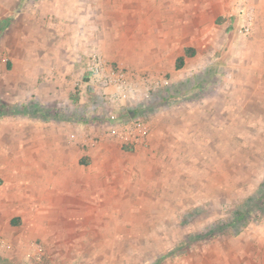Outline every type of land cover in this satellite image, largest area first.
<instances>
[{
	"label": "rangeland",
	"instance_id": "obj_1",
	"mask_svg": "<svg viewBox=\"0 0 264 264\" xmlns=\"http://www.w3.org/2000/svg\"><path fill=\"white\" fill-rule=\"evenodd\" d=\"M30 1L24 10L41 0ZM13 2L0 0V18L12 15ZM92 2L86 7L93 12L80 16L82 28L90 30L89 37L80 38V56L87 61V54L89 59L98 51L113 68L122 65L134 76L136 92L122 99L115 89L96 85L82 60L46 107L54 114L83 109L84 124L95 131V139L122 121L121 114L125 120L149 122L154 131L150 150L136 156L134 148L118 143L108 157L117 166L119 188L130 182L141 193L132 196L128 211L116 212L71 211L62 205L65 199L52 196L56 193L44 194L33 209L29 205L21 227L7 231L14 206L31 192L21 187L29 182L16 177L28 165L0 172V225L9 235L0 239L15 242L11 250L0 248V258L14 264H252L256 253L245 252L242 240L249 232H264V216L235 237L228 232L191 237L228 218L264 181L262 32L260 38L259 30L256 36L241 34L234 0ZM6 35L9 42L5 36L0 45V106L8 111L19 102H44L41 89L51 87L47 78L56 71L24 67L36 48L14 51L12 27ZM186 48L197 49V55L179 70ZM207 65L211 79L200 81ZM183 80H191L189 92L155 104L159 92ZM131 112L138 114L131 117ZM49 125L23 113L0 116V160L28 162L32 132L43 154Z\"/></svg>",
	"mask_w": 264,
	"mask_h": 264
},
{
	"label": "crops",
	"instance_id": "obj_2",
	"mask_svg": "<svg viewBox=\"0 0 264 264\" xmlns=\"http://www.w3.org/2000/svg\"><path fill=\"white\" fill-rule=\"evenodd\" d=\"M91 1H94L93 4L100 3L101 0H41L31 10H24V6L28 5L30 0H16L12 3V15L7 18H0V45H4L5 36L6 43L9 42L6 32L12 27L14 51L17 49L24 50L29 46L30 51L33 50V46L37 50L34 52V56L30 55L27 61H24V67L56 71H51L47 78L52 83L51 87L46 86L41 89V91H45L47 96L44 102H37L38 94H36L35 101L31 99L29 101L32 102H28L25 106H21L19 102L18 105H14L12 110H8L11 112L8 115L23 113L40 120L42 123H49L47 129H51V132L43 141V144L47 147L43 154L40 155V152L36 149L42 142L37 137V132H32V140L29 142V147L32 150L29 152L28 162L26 160L14 162L13 159L10 160L6 156L5 159L0 160L2 175L5 172V175H7L9 172L18 170L20 166L25 168L28 165V171L26 173L21 171L16 174V177L21 181H28V185H21V187H27L31 191L27 194L28 198L25 201L14 206L15 209L12 210L14 215L5 226L7 231L21 227L24 214L30 209L29 205L33 209L34 205L38 203V199L42 198L44 194L50 196L52 192L56 193L52 196L65 199L62 205L70 207L71 211H78L76 207L83 211L95 210L96 207L97 211L116 212L128 211L127 206L132 205V196L141 193L138 192L140 190H134L132 188L133 184H130V182L125 184L122 189L119 188L121 186H118L120 184L117 183L119 180L117 166L114 162L108 160L113 151V145H118L119 142L111 139L106 133L99 137L97 135V139H95V135L91 133H95V131L93 129V131L88 130V127L84 124L85 111L83 109L65 110L64 113L54 114L46 107L49 102L58 98L59 93H61L58 90L66 85L69 71L80 68L81 63L85 61L80 56L81 49L78 48V44L81 37L90 36V30L88 27L82 28L83 24L80 16L85 15L89 10L93 12V8L87 9L88 7H86L91 4ZM251 5L255 15V26L251 35H258L257 30H259L260 38L261 32L264 36V0H251ZM193 49L195 54L192 57L186 56L185 50L183 55L179 57H184V64L187 60L196 57L197 49ZM86 60V65H88V54ZM209 66L203 68V76L199 77L200 81L203 79L207 82V79H211L212 67L209 68ZM184 81L190 80H183L182 82ZM33 106L40 108L35 111L31 110V113L35 112V116L28 113V108ZM47 115H50V117H47ZM67 116H71L73 119H63ZM56 117L61 119L57 120ZM80 118H83V121H80ZM56 123H62L63 125L58 127L55 126ZM166 127L168 125L162 126L160 130L163 132ZM153 132L150 135L147 147L135 149L136 156L141 154L140 152L150 150L148 148L152 144ZM59 133L63 134L59 136ZM72 136H74V139ZM123 150L126 151L124 148ZM18 153H20V150ZM72 155H76L74 160L70 159ZM137 177H139V174ZM43 189H45L44 193H41L39 190L43 191ZM15 201L18 200H12L10 205L14 204ZM1 227L0 225V235L4 233V235L9 236L7 231H2L3 228L1 229ZM242 241L248 246V248H245V252L252 250L256 253L258 260H254L252 264H264V232L258 230L253 231V233L249 232ZM14 244V240L10 237L0 239V248L8 250L7 247H10L9 250H11ZM245 261L247 262V260ZM237 264H242L241 260H238Z\"/></svg>",
	"mask_w": 264,
	"mask_h": 264
},
{
	"label": "built area",
	"instance_id": "obj_3",
	"mask_svg": "<svg viewBox=\"0 0 264 264\" xmlns=\"http://www.w3.org/2000/svg\"><path fill=\"white\" fill-rule=\"evenodd\" d=\"M235 9L241 18V31L244 37L253 33L255 26L254 9L251 0H235ZM122 65L115 69L109 65L98 51L91 53L88 63V73L91 81L96 85L108 89H115V93L122 99H128L136 92L134 76L124 72ZM151 126L142 119H127L111 124L106 134L124 146L134 149L148 146ZM74 139V136H72ZM10 248V247H8Z\"/></svg>",
	"mask_w": 264,
	"mask_h": 264
},
{
	"label": "trees",
	"instance_id": "obj_4",
	"mask_svg": "<svg viewBox=\"0 0 264 264\" xmlns=\"http://www.w3.org/2000/svg\"><path fill=\"white\" fill-rule=\"evenodd\" d=\"M185 53L186 56L192 57L195 54V50L193 48H187L185 50ZM183 65H184V57H181L178 59L177 68L181 69ZM190 83L191 80L182 82L181 84H179L180 87L178 85H173L169 88H165L164 90L159 92L160 96H158V98H160V100H157L155 104L158 105L161 102L166 101L171 97L177 96L181 93L189 92L191 85ZM198 83H200L199 85L202 84V82L200 81ZM195 97L200 98L201 95L198 94ZM5 109H3V107L0 108V116H5L11 113ZM38 109H40L38 108V106L37 107L33 106L31 108H28V113L32 116H35V112L31 113V110L35 111ZM138 113H142V111L140 110L138 111ZM138 113L131 112V117L137 116ZM47 117H50V115H47ZM120 117L122 118V120H125L124 119L125 116H123L122 114ZM56 119L59 120L61 118L56 117ZM63 119L72 120L73 117L67 116V117H63ZM82 119L83 118H80V121H83ZM124 149L127 150V148ZM263 216H264V181L260 184L258 189L253 194H251L247 199H245L242 203H240L234 211L231 212L228 218L220 221L217 225L208 226L200 234L192 236L191 240L205 239L209 236H215L220 233H227V232L231 236L235 237L240 235L241 232H243L253 221ZM0 264H14V263H11L8 260L0 258Z\"/></svg>",
	"mask_w": 264,
	"mask_h": 264
}]
</instances>
